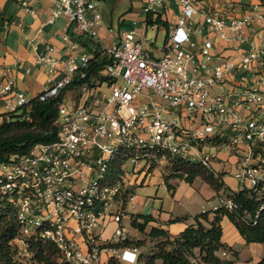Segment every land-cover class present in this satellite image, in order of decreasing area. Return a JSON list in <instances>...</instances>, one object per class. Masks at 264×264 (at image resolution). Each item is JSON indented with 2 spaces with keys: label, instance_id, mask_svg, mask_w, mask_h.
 <instances>
[{
  "label": "built area",
  "instance_id": "2783aa9c",
  "mask_svg": "<svg viewBox=\"0 0 264 264\" xmlns=\"http://www.w3.org/2000/svg\"><path fill=\"white\" fill-rule=\"evenodd\" d=\"M52 1L49 22L66 18L73 24V33L63 39L76 55L64 63L63 79L49 78L51 86L40 100L72 88L74 101L71 107L59 105L52 141L0 164V193L17 209V242L24 248L26 238L50 242L66 264H110L102 257L105 252L115 264H135L137 249L109 247L127 240L123 226L105 244L96 228L107 217L121 223L123 195L133 201L135 188L169 160L216 172L218 153L225 152L236 160L233 177L239 185L257 189L264 183V47H250L240 58L223 53L247 45L249 26L264 27V14L227 20L208 9L198 21L197 0H177L164 57L145 53L146 24L139 34L122 31L109 48L101 45L108 61L100 65L77 42L84 36L99 40L103 16L97 0ZM164 5L165 0H146L144 12ZM23 7L34 14L27 3ZM259 38L264 42L263 34ZM53 51L36 54L37 65L50 74L59 64ZM0 94L11 97L10 113L29 103L10 81ZM140 96L150 100L138 101ZM126 163L142 169L124 171ZM218 203L232 209L230 200Z\"/></svg>",
  "mask_w": 264,
  "mask_h": 264
},
{
  "label": "crops",
  "instance_id": "0c3cea01",
  "mask_svg": "<svg viewBox=\"0 0 264 264\" xmlns=\"http://www.w3.org/2000/svg\"><path fill=\"white\" fill-rule=\"evenodd\" d=\"M140 1L139 11H130L120 20L119 29L115 37L122 31L136 30L139 34L144 30L148 14L144 12L146 0ZM23 3H27L34 11V14L26 12ZM177 3V0H165L164 8L157 11L161 14V20L165 25H148V29L157 26L158 28L165 27L169 31L174 28L172 26L176 23L178 15ZM169 4L170 6H168ZM197 4L200 10V15L196 17L198 21L203 19V14L208 9L218 13V15L227 20L240 18L245 15L256 16L264 14V7L257 0H197ZM52 7V0H0V12L8 20V24L0 31V89L10 81L13 85V91L23 94L30 101L51 86L48 82L49 78L59 81L65 77L64 63L76 53L69 50V44L63 38L65 35L73 33V24L66 18H60L54 23H50ZM171 9H175V12H171ZM171 13L173 14L171 15ZM103 29L104 27L101 26L98 33L99 40L96 41L105 46L101 37ZM110 31L113 32L112 29ZM247 32L250 34L248 44L238 50H233L232 48L224 49L223 53L225 56L240 58L250 47H264L263 40L259 38L260 33L264 35V27L253 22ZM84 38H88V36L82 37V39ZM147 38L148 40L144 42V46L147 42L149 43V33H147ZM34 47L37 48V51L34 50ZM79 47L88 51L87 48L82 47L80 44ZM48 48L54 49L52 56L59 61L57 71L54 74H50L45 68L38 66L36 63V54H45ZM148 54L154 57L152 52L148 51ZM10 98V96L6 97L0 94V116L7 117L6 115L10 113L8 109V99ZM218 156L219 159L215 164V173H225L227 175L232 170L231 175L233 176L236 168L235 158L225 152H219ZM225 176L223 180L228 188L234 192L238 191L240 185L234 177L233 179L238 184V189H236L237 187L232 188L226 182ZM163 183L175 204L165 207L164 201L162 207L156 210L154 202L138 199L136 192H134L133 201L129 202L123 211L124 217L121 223L114 222L112 217H107L101 222H109L111 220L116 225V229L119 226H123L127 240H145L147 238L146 234H142L132 227V216H152L154 218L155 221L150 222L146 229L147 233L152 228H160L172 236H178L189 225L195 223L197 215L212 212L219 208L218 201L222 198V195H218L201 179H197L192 185L177 179L170 180L168 184L164 181ZM168 185L171 187H168ZM179 217H184L185 220L171 222ZM222 228L224 233L223 242L239 253V258L243 261L241 262L242 264H255L262 258L256 260L249 256L251 258L246 259L245 252H248L250 247H264V244L247 245L227 218L223 219ZM103 235L104 237L97 234L102 243H109L113 240V237L105 236V233ZM156 242L148 240L145 247L130 249H137L138 257L141 254H153ZM244 256L245 259H243ZM102 257L107 262L113 259L112 254L107 252L103 253ZM227 258L233 259L231 255ZM135 264L144 263L137 262ZM156 264H163V262L157 261Z\"/></svg>",
  "mask_w": 264,
  "mask_h": 264
},
{
  "label": "trees",
  "instance_id": "16d2710c",
  "mask_svg": "<svg viewBox=\"0 0 264 264\" xmlns=\"http://www.w3.org/2000/svg\"><path fill=\"white\" fill-rule=\"evenodd\" d=\"M264 7V0H257ZM147 24L165 25L159 12L147 15ZM8 24V20L0 12V31ZM78 44L88 49L104 65L108 59L101 54V44L92 38H77ZM62 90L57 96L41 101L42 92L36 98L20 108L17 112L0 116V164L11 158L24 156L34 145L47 143L54 139L58 107L64 103L67 92ZM29 118V120H26ZM165 183L172 179L184 181L192 185L197 179L208 184L218 195L232 202V209L221 206L212 212H205L195 217V223L189 225L180 235L172 236L160 228L146 229L152 216H132V227L142 234L145 240H126L114 243L111 248H143L147 241H157L153 254H141L138 262L144 264H242L239 253L223 242L222 221L227 218L236 228L247 245L264 244V183L257 189L240 186L236 192L225 184V173H215L198 163L175 158L169 160L165 167ZM168 187H171L168 185ZM185 220L179 217L171 222ZM20 224L17 220V209L8 195L0 193V264H66L62 260L59 249L50 242L25 239L24 246L17 242L20 237ZM24 252V253H23ZM226 254V257L220 254ZM231 255L234 259L227 258ZM110 264H115L111 260ZM255 264H264V257Z\"/></svg>",
  "mask_w": 264,
  "mask_h": 264
},
{
  "label": "rangeland",
  "instance_id": "374dc122",
  "mask_svg": "<svg viewBox=\"0 0 264 264\" xmlns=\"http://www.w3.org/2000/svg\"><path fill=\"white\" fill-rule=\"evenodd\" d=\"M99 11L101 12L103 16V23L102 26L104 29L102 30V42L105 44L106 48H109L112 42V39L115 37V35L118 32L119 29V22L123 17H125L130 11H139L141 6L140 0H114L113 3H110L109 0H97L96 1ZM170 6V4L168 5ZM171 12H175V9H171ZM171 13V15L173 14ZM172 27H175V24H173ZM112 29L113 32L110 31ZM149 33V43L147 42L144 46L145 53L148 54L149 52H152L154 55V58L159 59L164 57L165 53L163 51V47L167 41V35L168 31L165 27L158 28L150 27L148 29ZM152 43V45H151ZM154 99H156L155 96H153ZM150 99L148 97H142L140 96L138 98V101L148 102ZM160 103H163L161 99H156ZM74 101L73 93H67L64 100V105L67 107H71ZM134 164L126 163L123 165L124 171L132 172L133 169H135V172L141 171L142 165L136 164L135 167H133ZM120 164H116V170H119ZM232 171V170H231ZM231 171L225 176L226 182L232 187L236 188L238 184L233 179V176L231 175ZM165 168H157L152 173H150V177L144 182L143 186H137L135 188L136 196L138 199L141 200H151V202L155 203V209L158 210L162 207L164 201H165V207H168V205L175 204L172 201L171 194L167 191L166 186L164 185L163 181L166 180V175L164 174ZM241 186V185H240ZM238 189V187L236 188ZM130 196L128 194L123 195L122 198V204L123 208L127 207V204L129 202ZM149 212V211H148ZM116 225L110 220L109 222H100L99 226L96 228V234L104 237L108 236L110 238L113 237L115 234ZM24 253V252H23ZM246 259H250L251 257L258 260L259 258H263L264 256V247H250L248 248V252H245ZM24 260L27 264H33L32 262L28 261L26 255L23 254ZM251 256V257H249ZM226 257V256H223ZM233 258V257H232ZM234 259V258H233ZM245 259V256L244 258ZM240 263L243 262L240 260Z\"/></svg>",
  "mask_w": 264,
  "mask_h": 264
},
{
  "label": "water",
  "instance_id": "95a60500",
  "mask_svg": "<svg viewBox=\"0 0 264 264\" xmlns=\"http://www.w3.org/2000/svg\"><path fill=\"white\" fill-rule=\"evenodd\" d=\"M109 2H110V3H113V2H114V0H109Z\"/></svg>",
  "mask_w": 264,
  "mask_h": 264
}]
</instances>
